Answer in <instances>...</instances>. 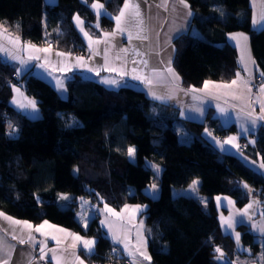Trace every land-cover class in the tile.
Instances as JSON below:
<instances>
[{
    "label": "trees",
    "instance_id": "16d2710c",
    "mask_svg": "<svg viewBox=\"0 0 264 264\" xmlns=\"http://www.w3.org/2000/svg\"><path fill=\"white\" fill-rule=\"evenodd\" d=\"M96 2L107 12L98 19L90 7ZM122 2L57 0L49 5L45 0H0V26L24 42L38 47L52 44L53 49L76 54L85 51V43L74 17L96 37L112 27ZM187 3L192 25L204 38L185 33L174 40L172 66L185 89H198L205 81L228 84L241 71L237 50L225 40L229 33L248 36L251 56L264 79V30L252 27L249 0ZM13 74L15 68L0 59V212L15 220L34 225L47 221L94 237L95 252L82 254L83 259L118 264L125 257L98 226L97 217L87 231L78 227V201L83 198L114 209L143 205L141 218L152 264H221L215 259L216 246L228 257L226 264H234L238 255L264 264V242L259 245L244 226L237 229L244 251L220 234L212 201L226 195L243 208L253 194L264 208V177L235 155L222 154L202 136L209 130L222 141L236 132L235 125L221 126L211 113L200 124L181 122L170 108L145 96L123 87L108 90L79 74L66 82L64 100L46 81L16 74L24 83L22 89L37 102L40 116L30 119L9 106ZM183 130L186 137L190 133L187 143L178 137ZM252 138L254 146H245L243 154L264 162V126ZM246 141L244 137L240 144ZM129 147L136 149L135 162L129 160ZM151 165L159 166L158 176ZM193 180L199 181L197 191L206 204L171 192L189 187ZM153 183L159 189L156 199L144 191ZM61 194L68 200H61Z\"/></svg>",
    "mask_w": 264,
    "mask_h": 264
},
{
    "label": "crops",
    "instance_id": "0c3cea01",
    "mask_svg": "<svg viewBox=\"0 0 264 264\" xmlns=\"http://www.w3.org/2000/svg\"><path fill=\"white\" fill-rule=\"evenodd\" d=\"M45 2L49 5L55 4L57 0H45ZM131 2L138 3L140 5L141 18L143 20V25L141 27L135 26V21L132 24L128 25V30L121 33L117 32L114 37H105L104 33H111L116 29V21L112 24V27L108 31L100 32L96 37L91 35L88 31H85L84 26L83 32L80 27H77V23L75 19L74 26L79 32L82 41L85 43V51L91 55L87 57V59H83L81 63L76 58L81 57L79 54H72L69 52H62L57 49H53L52 47L43 46L38 47L34 44H30L24 42L21 38H19L21 43L12 44L9 43L5 38L7 35H11L13 38L17 36L12 35L10 32L3 27L0 26V31L6 30L5 36H0V45H3L7 51H0V59L10 67L15 68V72L17 74V69L20 70L18 76L30 74L34 77H38L43 81H46L52 88L57 91V94L60 98L66 99L67 89L65 87L66 82L74 77V74H79L84 78H90L96 81L98 84L100 83L106 89L110 90H118L123 88H128L131 91L138 93L141 96H145L148 100L157 105H161L162 107H168L170 110L177 115V118L181 122H193L200 124L203 122L207 116V113H211L213 118L217 119L218 123L221 126L229 127L231 125H235L237 133L234 134L237 138L238 149L234 147L232 152H240L239 149L245 146H254V139L252 136L255 134L257 129L260 126H264V121L257 120L255 127L251 124V119L248 115L249 112H252L253 116L260 115V104L251 103V107L249 104L251 101H257L259 98H262V94L259 93V89L262 84H264V79L261 78L258 69L256 68V64H252L251 62H247L246 65H243L241 62V54L242 49H246L245 54L249 52V38L247 35V41L241 40V47H237V41L231 39V36L235 34L242 33H229L225 34V40L228 44L235 47L237 50V58L239 60V68L241 69L240 77L241 81L238 86H234L232 89L225 88H216L214 85H225L226 83H217L213 81H209V88L205 91H201L204 89V84L196 89L197 91H190L192 88L185 89L182 86V82L180 80L179 86L180 90H173V77L169 74L167 69V61L169 57L171 58V68L174 71L172 66V59L175 54L174 50V40L178 36L184 35L185 33H189L193 37L204 38L201 32L197 27L192 25L193 16L186 17L185 13L190 10L183 8L182 5L179 4L178 0H131ZM251 7V24L252 27L261 31L264 30V21L260 20V16L264 8L261 6L264 5V0H249ZM101 4L100 2H96ZM124 0L120 6V9L123 7ZM92 5V4H91ZM90 5V7H91ZM96 17L97 10L93 9ZM120 9L118 10L119 14ZM191 11V10H190ZM192 12V11H191ZM107 14L106 10L101 9L100 15ZM115 15V16H116ZM114 16V17H115ZM99 18V17H98ZM97 18V19H98ZM257 20V23H253V19ZM99 21H97L98 24ZM215 27H221L218 24ZM141 28L143 31H141ZM128 31H131L133 35V39L129 41L128 39ZM87 32L88 36L93 41L91 48L89 47V38L85 37L84 33ZM139 34L140 36H146L147 39H137L135 38ZM95 41H100V43H95ZM24 44L34 45L35 48H50V51L45 52H35L32 48L25 49L23 47ZM219 44V43H218ZM121 49H128V51L122 52ZM107 50V64L105 63V52ZM136 51L142 53V56H137ZM9 53L16 56L17 59L13 60L9 56ZM57 53H63L64 55L58 56ZM39 56L40 59H29V56ZM251 55V51H250ZM119 57V58H118ZM252 57V56H251ZM23 59L26 61L25 64L21 65L20 60ZM136 60L137 63L133 64V60ZM147 60L148 67L145 68L143 64H140L139 61ZM252 61H254L252 57ZM43 64L44 67H40L39 65ZM245 66H247L248 71H245ZM137 68L138 71L136 73L132 72L133 68ZM89 68L92 71H89ZM158 70L161 75L156 76L153 75L152 70ZM124 72H127L128 75H123ZM177 75V71H174ZM133 75L144 76L152 79L153 83L151 85H147L146 83L141 82V80L133 79ZM179 76V75H178ZM105 78L108 79H116L120 81V86L106 85L101 81ZM237 79V76L234 78ZM233 79V80H234ZM260 79V81L258 80ZM57 80L62 81L63 88H57ZM248 81L252 88L251 93H249L244 87L243 82ZM230 84V83H228ZM126 85V86H125ZM15 87V86H13ZM12 87L11 98L9 99V106L12 110L20 113L21 115H25L30 119H35L40 116V112L37 109V102L35 99L30 98L26 91L22 88H18L19 92H14ZM151 89V92H150ZM151 93H155L157 96L165 97V99L157 100L153 98ZM232 93H235L240 98L233 99ZM171 98H168V97ZM196 97V99H194ZM16 99L19 103L28 104V101H35V112L29 106L26 108H19L16 103H13V99ZM217 105L220 108L225 109L223 113L218 111ZM199 108L200 111L196 109ZM35 117V118H33ZM182 129L181 127H178ZM239 128L241 132H239ZM184 131V130H183ZM211 133V135H209ZM190 136V133L187 134V137ZM202 136L206 138V140L213 145L212 142L221 141L213 133L209 130H204L202 132ZM246 138L247 141L244 142L243 145L240 144L242 138ZM248 137V138H247ZM229 138V136L227 137ZM226 139V138H225ZM222 139L221 142H223ZM234 141V142H235ZM226 148L225 144L223 145ZM214 147V145H213ZM219 152H226L228 149H221L219 147H215ZM240 160L253 169L255 172L261 174L264 177V169L259 168L260 163H262L259 159L253 160L250 157L244 155V159L240 158ZM217 197L221 199L219 202L217 201ZM225 197L227 199H225ZM202 204H206V199L203 197H195ZM233 201L228 196L217 195L212 199L213 205L215 208V212L217 214V220L219 223V231L223 236H229L234 241L237 250L244 251L245 248L241 244V240H239V244H237L235 234L239 233L237 230L239 226H244L247 231L252 233L255 236V239L259 245H262L264 242V234L259 231L260 226H264V208L261 205L260 200L257 198H251L250 201L243 208H238L233 204H229L228 201ZM83 201H87L88 203H83ZM252 205L251 208H248V215L242 216L240 213L248 206ZM105 205V204H104ZM104 205L91 204L88 200L83 199L78 201V211L75 215L76 222L78 227L84 232L87 231L91 222L94 220V217H97L98 226L104 231L105 236L111 241L114 247L118 248L121 251V254L132 262L135 261V264H152L151 260H144L142 256L136 254V246L138 242V232L142 234L144 241L147 244V237L145 235V226L143 224V219L141 218V214H143L146 210V206L143 205H126L128 206L127 210L121 207L120 209L111 208L118 215L113 216L108 212H101L100 210L104 209ZM139 206L140 210L135 213L132 212V209L137 208ZM2 213V212H0ZM3 214V213H2ZM232 215L236 221H242V223L234 224V227L229 229L227 225H222L221 217L223 216L225 219ZM4 216L9 217L8 215L3 214L0 216V240H2L6 245L9 246L7 250L11 251L12 246H14L13 251V261L18 262V264H27V261L30 259L32 264H55L51 259V253L48 252V249L57 248V254L64 256L65 264H78L75 260V256L70 255L73 251H75L76 255L83 260L84 264H91L83 259L82 254H89L87 250L83 249L82 244H77L75 249L69 247L73 243L71 236H66V233H71L74 235H79L83 239H92L97 241L94 237H89L86 235H81L76 232H72L65 228L58 227L52 223H48L42 231L46 235H42L39 232H33V235L36 238V243H26L21 245L17 240L12 239V235L15 234L18 237H23L27 239V229H23L20 225H13L8 220L4 219ZM251 217V219H249ZM13 219V218H12ZM15 220V219H13ZM18 220V219H17ZM107 220V224L102 225L101 221ZM22 221V220H19ZM85 221H87V227H85ZM23 222V221H22ZM27 222V221H26ZM142 222V223H141ZM29 224L34 227L43 224L44 222L39 223L38 225H34L28 221ZM256 224L257 228H253L252 225ZM50 226V227H49ZM109 227H111L112 231H109ZM59 229H63L64 231H58ZM15 230V231H14ZM115 233L121 240H125V243L128 244L129 250L134 253L133 256H129L128 252L124 249V244L119 242H114L112 239V234ZM57 237L61 240L59 246H57L56 241L51 237ZM241 239V233H240ZM45 241L47 244V248L45 249L47 253V259L40 260V246L39 242ZM96 247V244H95ZM95 247L92 253L95 252ZM91 253V254H92ZM3 255V253H0ZM148 255V250H147ZM149 256V255H148ZM257 259L260 258V255L257 254ZM256 259V260H257ZM229 259L225 255L223 258L218 260L221 264L228 263ZM112 264V263H107ZM234 264H258L254 259H250L246 256H239L234 260Z\"/></svg>",
    "mask_w": 264,
    "mask_h": 264
},
{
    "label": "snow or ice",
    "instance_id": "6c2138e0",
    "mask_svg": "<svg viewBox=\"0 0 264 264\" xmlns=\"http://www.w3.org/2000/svg\"><path fill=\"white\" fill-rule=\"evenodd\" d=\"M178 2H179L180 5L183 6V8L189 9V4L187 3V0H178ZM91 7L93 9L97 10V15L99 17L100 10L103 9L104 6L102 4H99V3H93L91 5ZM261 7L264 8V5H262ZM192 15H193V13L190 10L185 13L186 17H190ZM74 19H75V21L77 23V27H80L81 31L83 32V27H82L83 21H81L78 16L74 17ZM114 19L116 21V29L113 30L111 33H104V36L106 38L107 37H114L117 34V32L123 33L125 31H127L128 30V25L132 24L133 21H135V26L136 27H141L143 25V20L141 18V12H140V5L138 3L131 2V0H124L123 7L120 9L119 14L114 17ZM260 20L264 21V11H262V13H261ZM253 23L254 24L257 23V20L255 18L253 19ZM98 26L99 25L97 24V27ZM141 31H143L142 28H141ZM5 32H6V30L0 31V36H5ZM84 35H85V37L89 38V41H90L89 47L91 48L93 41L88 36L87 32H85ZM5 38L8 40L9 43H12V44L21 43L18 37L13 38L10 34L7 35ZM135 38H137V39H147L146 36H140L139 34H137V36ZM128 39H129V41H131L133 39V35H132L131 31H128ZM231 39L237 41V47H241V43H240L241 40L247 41L248 38H247V36H244L243 34H235V35L231 36ZM95 43L98 44V43H100V41H95ZM23 47L25 49L32 48V49L35 50V52H45V53H47V52L50 51V48H42V49L41 48H35L34 45H30V44H24ZM0 51H7V49H5L3 45H0ZM121 51L126 53L128 51V49H121ZM245 51H246V49H242V55H241V61L242 62L244 61ZM57 55L58 56H62L64 54L63 53H57ZM136 55L137 56H142L143 54L140 53L139 51H136ZM9 56L13 60L17 59V57L12 55L11 53H9ZM29 59H37V60H39L40 57L39 56L30 55ZM76 59L78 61H80L81 63L83 62V58L82 57H77ZM248 59L249 60L251 59L250 55H249ZM19 62H20L21 65L26 63V61H24L23 59H21ZM105 63L107 64V50L105 52ZM136 63H137V61L134 59L133 60V64H136ZM139 63L143 64V66L145 68L148 67V61L147 60H141V61H139ZM251 63L254 64L255 61H251ZM39 66L40 67H44L43 64H41ZM16 71H17V74H19L20 70L17 69ZM89 71H92V69L89 68ZM137 71H138V69L135 68V67L132 69L133 73H136ZM166 71L169 74H171V76L173 77V84H174V89L173 90L183 91V89H180V86H179L180 77L171 68V58L170 57H169V59L167 61V69H166ZM245 71H248L247 66H245ZM152 73H153V75H156V76L161 75V73L158 70H156V69H153ZM123 75H128V73L124 72L122 74V76ZM262 75H264V73H262ZM132 78L141 80V82L146 83L147 85H151L153 83L152 79H150L148 77H144V76L133 75ZM240 81H241V77H240V73L238 72L237 73V79L232 80L230 84L214 85L213 87L232 89L234 86H238ZM101 82L106 84V85H113V86H117V87L120 86V81H118L116 79L105 78ZM56 86H57V88H63L62 81L57 80V85ZM243 87L249 93H251L252 88H251L250 83L248 81H244L243 82ZM208 88H209V82L205 81L204 89H201V91H205ZM13 91L18 93L19 89L13 87ZM190 91L194 92V91H197V90L192 88V89H190ZM150 92H151V89H150ZM259 93L262 94V98H259L257 101H251L250 104H249V107H251V103H257L258 102L260 104V115L259 116H253L252 112L248 113V115L250 117H252L251 124H252L253 127H255V125L257 123V120L264 121V84L261 85V87L259 89ZM151 94L153 95L154 99H157V100L165 99V97L157 96V95H155V93H151ZM232 95H233V99H239L240 98L235 93H232ZM168 98H171V97L169 96ZM194 99H196V97H194ZM13 103H16L19 108H26V107L30 106L33 109V112H35V110H36L35 101H28V104L26 105V104H23V103H19L14 98L13 99ZM217 108H218V111H220L221 113H223L225 111V109L220 108L219 105H217ZM196 110L200 111L199 108H197ZM33 118H35V117H33ZM8 127H9V129H12L13 132L15 131V129L13 128L11 123H9ZM209 135H211V133H209ZM236 139L237 138L235 136L229 137L227 140H225L223 142L217 141V144L220 145L222 150H223V145L224 144H232L233 147H237L238 148V145L233 143ZM135 153H136V149L134 147H129L127 149V155L129 156V158H134L135 157ZM151 167L155 170L156 175H159V173L161 171L159 166L151 165ZM259 168L264 169V162L260 163ZM74 171H78V169H74ZM198 183H199L198 180H193L192 183L189 185V188L193 192H195L197 190ZM150 188L154 192L157 189V185L155 183H153L150 186ZM244 188H248V185L244 184ZM249 191H251V190L249 189ZM60 199L61 200H68V196L61 194L60 195ZM81 199L83 200V198H81ZM220 199H221L220 197H217V201L218 202H219ZM225 199H227V198L225 197ZM83 203H88V202L87 201H83ZM228 203L229 204H233V201L229 200ZM251 207H252L251 204L246 206V208L240 213V215L247 216L248 215V208H251ZM127 208H128V206H125V209L122 210V211L127 210ZM139 210H140V208H139V206H137V208L132 209V212L135 213L136 211H139ZM100 211L102 213L106 211V212L112 214L113 216L118 215L111 208H109L107 204H105L104 205V209H102ZM0 216H3V214L0 213ZM4 219L8 220L13 225H20V226H22L23 229H27V233H26L27 239H24L23 237H18L15 234L12 235V239L13 240H17L18 243L21 244V245H24L26 243H31V244H35L36 243V238L33 235V232H39L42 235H46L45 233H43L42 230L46 226H48V222L47 221H45L43 224H41L39 226L34 227L33 225L29 224L26 221L22 222V221H19V220H13L11 217H7V216H4ZM249 219H251V217H249ZM221 222H222V225H227V228H229V229L233 228L234 224H236V223H242V221H236L232 215H229V217L227 219H225L222 216L221 217ZM101 224L102 225L107 224V220H102ZM85 227H87V221H85ZM252 227L255 229V228H257V225L253 224ZM58 231L63 232L64 230L63 229H59ZM109 231L110 232L112 231L111 227H109ZM259 231L262 234H264V226H260L259 227ZM137 235H138V242H137V246H136V254L142 256L144 260L150 261L151 257L147 255V251H146V242L144 241L143 236H142L141 233L138 232ZM66 236H71V238H72L73 243L71 245H69V247H71L72 249H75L77 247V244H82L83 249L87 250V252L89 254H91L93 252L95 244H96L95 240L83 239L79 235H74V234H71V233H66ZM51 238L56 241L57 246L60 245L61 240L59 238H57L55 236H53ZM235 238H236L237 244H239L240 233H236L235 234ZM112 239H113L114 242H119V243L124 244V249H125L126 252H128L129 256H133L134 255V253L129 250V246H128L127 243H125V240H121L115 233L112 234ZM39 246H40V253H41L39 259L40 260L47 259V253L45 251V249L47 248L46 242L45 241H40L39 242ZM8 248H9V246L6 245L2 240H0V253H3V255H0V264H18V262H14L13 259H12L13 251L15 250L14 246H12V250L11 251L7 250ZM47 251L51 253V259H52V261L55 262V264H65L64 256L57 254V251H58L57 248L48 249ZM113 251H115V249H113ZM214 251L219 254V255H217L215 257V259L220 260V259L223 258L224 254H223L221 248L216 247L214 249ZM70 255L75 256V260L78 262V264H84L83 260H81L80 257L78 255H76L75 251H73ZM27 264H32V261L29 259L27 261ZM133 264H135V261L133 262Z\"/></svg>",
    "mask_w": 264,
    "mask_h": 264
},
{
    "label": "rangeland",
    "instance_id": "374dc122",
    "mask_svg": "<svg viewBox=\"0 0 264 264\" xmlns=\"http://www.w3.org/2000/svg\"><path fill=\"white\" fill-rule=\"evenodd\" d=\"M100 17V16H99ZM98 18V17H97ZM243 34V33H242ZM250 49V48H249ZM242 55V54H241ZM249 55H250V50H249V52H247L245 55H244V61L242 62L243 63V65H246L247 64V62H251L252 61V57H251V55H250V60L248 59V57H249ZM240 60H241V58H240ZM238 62H239V60H238ZM239 132H241V130H240V128H239ZM237 133V131L235 132V133H233L232 135H230L229 137H233V136H235L234 134H236ZM179 139H180V141L181 142H183V143H187L188 142V140H186V135H185V133H184V131L183 132H180L179 133ZM248 138V137H247ZM228 138H226V139H224V141L225 140H227ZM238 141V140H237ZM237 141H235V142H233V143H235L236 145H237ZM213 143V145H214V147H219V148H221L220 147V145H218L216 142H212ZM212 145V146H213ZM225 146H226V148H224V146H223V149H228V150H225L226 152H223V153H225V154H230V155H235L236 157H238L239 159L240 158H242V159H244V154L243 153H238L237 151L234 153V152H232V150L234 149V147L232 146V144H225ZM238 148H236V150H237ZM222 153V154H223ZM129 160L130 161H132V162H135L134 161V158H129ZM152 170L153 171H155L153 168H152ZM156 174V173H155ZM160 174V173H159ZM264 174V173H263ZM156 176H158V175H156ZM151 186V185H150ZM150 186H148L144 191H145V193H147V194H149V196H151L153 199H156V198H158V196H159V189H158V187H157V189L153 192L152 190H151V188H150ZM197 187H198V185H197ZM171 192L173 193V195L174 196H181V195H184V196H187V197H202V196H200L199 194H198V191L196 190L195 192H193L189 187H187V188H184V189H181V190H176V189H172L171 190ZM203 198V197H202ZM251 198H255L254 196H253V194L251 195ZM250 198V199H251ZM64 206H65V204L64 203H62L61 205H60V208H64ZM147 245V244H146ZM146 251H147V248H146ZM219 255V254H218Z\"/></svg>",
    "mask_w": 264,
    "mask_h": 264
},
{
    "label": "built area",
    "instance_id": "2783aa9c",
    "mask_svg": "<svg viewBox=\"0 0 264 264\" xmlns=\"http://www.w3.org/2000/svg\"><path fill=\"white\" fill-rule=\"evenodd\" d=\"M49 46L51 47L52 44H49ZM77 54H79L83 59H87V57H89L91 55L88 52L87 53L86 52H78ZM12 78H13V82H14L15 87L23 88L24 83L19 80V78H18V76L16 74H13L12 75ZM258 80L260 81V79H258ZM243 149L244 148L242 147V148L239 149V151L242 152ZM216 247H219L220 248V246H216ZM118 264H133V262L131 260H127L125 258L121 262H119Z\"/></svg>",
    "mask_w": 264,
    "mask_h": 264
}]
</instances>
